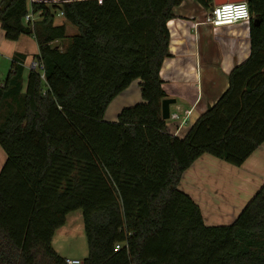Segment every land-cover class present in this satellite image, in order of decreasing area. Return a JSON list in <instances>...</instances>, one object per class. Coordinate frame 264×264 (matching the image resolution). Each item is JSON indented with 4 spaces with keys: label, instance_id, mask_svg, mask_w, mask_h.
Here are the masks:
<instances>
[{
    "label": "trees",
    "instance_id": "16d2710c",
    "mask_svg": "<svg viewBox=\"0 0 264 264\" xmlns=\"http://www.w3.org/2000/svg\"><path fill=\"white\" fill-rule=\"evenodd\" d=\"M183 1L0 2L5 37H34L41 66L25 78L27 55L17 53L0 80V264H66L53 237L76 210L88 244L83 264H264V185L221 225L206 224L180 188L202 155L241 166L264 143V0H246L249 58L175 136L163 118L160 73L170 56L168 22ZM31 8L43 12L34 25L25 21ZM137 80L142 100L106 120Z\"/></svg>",
    "mask_w": 264,
    "mask_h": 264
},
{
    "label": "crops",
    "instance_id": "0c3cea01",
    "mask_svg": "<svg viewBox=\"0 0 264 264\" xmlns=\"http://www.w3.org/2000/svg\"><path fill=\"white\" fill-rule=\"evenodd\" d=\"M211 10L196 0H184L175 8V17L168 22L170 56L165 59L160 75L167 99L175 100L170 106V114L192 110L189 123L182 128L180 136L185 135L196 120L219 100L229 87L232 70L251 54L250 24L237 22L214 29L205 21ZM34 40V37L22 36L16 44L10 42L6 40L0 24V52L6 56L5 60L0 59V80H4L6 72L9 74L12 59L17 53L27 55L24 75L28 76L29 66L39 53L38 43ZM35 43L36 50L32 47ZM118 97H121L118 102L107 109L106 120H117L118 115L114 116L123 107L142 100L140 82H133ZM178 124L179 121L169 119V131L174 132ZM5 159L3 154L2 160ZM263 185L264 143L241 166L210 154L202 155L186 170L180 188L200 205L206 224L221 225L233 223ZM71 213L53 237L56 251L55 238L62 241L71 233L67 226ZM78 222L80 216L71 226H78ZM69 257L77 256H65Z\"/></svg>",
    "mask_w": 264,
    "mask_h": 264
},
{
    "label": "built area",
    "instance_id": "2783aa9c",
    "mask_svg": "<svg viewBox=\"0 0 264 264\" xmlns=\"http://www.w3.org/2000/svg\"><path fill=\"white\" fill-rule=\"evenodd\" d=\"M30 3L33 2H44V3H59L64 0H27ZM42 10L36 12L33 8L29 10L27 15L25 16V21L27 23H31L34 25L35 21L39 19L42 14ZM64 13L61 12L60 15ZM251 12L247 1L241 2H226L222 5H214L211 12L206 16V22L211 24L214 29L222 25L234 24L237 22H246L250 24L251 20ZM41 67L40 64L34 60L29 69H37ZM192 114V110H185L183 114L181 112H175L170 114L169 119L179 121V124L174 132L175 136L181 135V130L183 127L187 126L189 123L190 116ZM120 245L116 246L115 250H118ZM66 264H83L82 259L80 258H66Z\"/></svg>",
    "mask_w": 264,
    "mask_h": 264
},
{
    "label": "rangeland",
    "instance_id": "374dc122",
    "mask_svg": "<svg viewBox=\"0 0 264 264\" xmlns=\"http://www.w3.org/2000/svg\"><path fill=\"white\" fill-rule=\"evenodd\" d=\"M58 21L60 22L62 20V18L57 17ZM68 34L72 35L75 34L77 32V28L74 25L68 24ZM6 38V37H5ZM6 40L10 41V42H14L16 44V41L14 40H9L6 38ZM36 42V40H34ZM63 45V44H62ZM32 47L36 50V43L32 45ZM5 54H3L2 52H0V59L1 60H5ZM10 67L8 68L7 71H9ZM8 72H6L4 79L7 77ZM25 78H26V74H25ZM135 86V85H134ZM133 88V87H132ZM137 88V87H136ZM119 98L115 99L112 103H111V107L114 106V104H116V102H118ZM138 102H135L132 105H135ZM131 106V105H129ZM128 107V106H125ZM123 107V108H125ZM122 108V109H123ZM107 114H109V112H107ZM115 114L114 117H116ZM3 154L6 156L5 151L3 150L2 146L0 145V170L2 168V166L4 165L5 160L3 159ZM80 216V222H78V226H71V223L78 217ZM69 220H68V224L67 226H69L71 228V233L69 236L65 237L64 239H62V241H59L60 238L56 237L55 238V244H56V249H58V252H61L62 255L65 256H77V257H69V258H80L83 259L84 257L87 256L88 253V244H87V238H86V234L84 231V222H83V215H82V211L81 210H76L73 211L70 215H69Z\"/></svg>",
    "mask_w": 264,
    "mask_h": 264
},
{
    "label": "water",
    "instance_id": "95a60500",
    "mask_svg": "<svg viewBox=\"0 0 264 264\" xmlns=\"http://www.w3.org/2000/svg\"><path fill=\"white\" fill-rule=\"evenodd\" d=\"M245 0H214L213 4L214 5H222L223 3L226 2H241ZM255 23H257V20H255ZM172 103H175L174 99H164L163 104H162V112H163V118L164 119H169L170 118V106Z\"/></svg>",
    "mask_w": 264,
    "mask_h": 264
}]
</instances>
